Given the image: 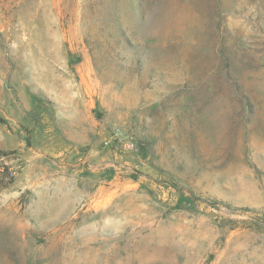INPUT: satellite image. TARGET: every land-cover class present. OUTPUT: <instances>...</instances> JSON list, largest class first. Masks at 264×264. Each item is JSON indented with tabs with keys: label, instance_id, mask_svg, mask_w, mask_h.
Here are the masks:
<instances>
[{
	"label": "rangeland",
	"instance_id": "rangeland-1",
	"mask_svg": "<svg viewBox=\"0 0 264 264\" xmlns=\"http://www.w3.org/2000/svg\"><path fill=\"white\" fill-rule=\"evenodd\" d=\"M0 264H264V0H0Z\"/></svg>",
	"mask_w": 264,
	"mask_h": 264
}]
</instances>
